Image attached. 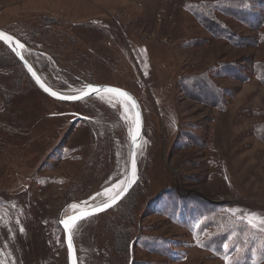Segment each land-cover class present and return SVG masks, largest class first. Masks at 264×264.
Instances as JSON below:
<instances>
[{
    "label": "rangeland",
    "instance_id": "rangeland-1",
    "mask_svg": "<svg viewBox=\"0 0 264 264\" xmlns=\"http://www.w3.org/2000/svg\"><path fill=\"white\" fill-rule=\"evenodd\" d=\"M0 29L51 88L112 85L141 105L139 180L73 226L79 264H264L256 237L235 254L201 248L172 201L264 238V0H0ZM8 51L0 43V264H67L58 220L125 178L131 111L110 95L49 99Z\"/></svg>",
    "mask_w": 264,
    "mask_h": 264
},
{
    "label": "water",
    "instance_id": "water-1",
    "mask_svg": "<svg viewBox=\"0 0 264 264\" xmlns=\"http://www.w3.org/2000/svg\"><path fill=\"white\" fill-rule=\"evenodd\" d=\"M0 33H4L7 36L12 37L11 40H5L3 38H0V43L3 44L14 55V57L19 62L23 70L26 72L29 79L39 89V91L42 92L49 99H52L56 102L74 104V103L83 102L93 97H97L101 94H110L128 103L133 110L134 125H133V130L130 135V140H129V159H128L127 171H126L123 187L118 192V194L113 197L115 198V200L113 201V198H112L111 200L105 203L99 204V205H94L93 203L86 204L84 205L86 209L79 211L75 214L69 215V216H63L59 218L58 220V224L63 232L64 245L67 251V264H74V262L75 264H79L76 247L73 242L72 234H71L72 248L70 250L69 244H68L69 230L65 228V224L62 223V221L70 220L73 217H81L82 214L86 213L87 215H83L82 218H79L76 220L74 225H77L78 223L83 222L89 218L102 214L114 208L115 206H117L129 194L131 189L136 185V183L139 180V168H138V162H137V158L139 156L138 149L142 145V141L144 138V131H145V121H144V115H143L141 105L139 101L137 100L136 96L132 94L129 90L121 88V87H117V86H112V85L87 84L85 85L83 89L79 91V93H76V94H63L61 91H57L51 88L48 84L44 82V80L35 70L32 63H30V61H28L26 57L24 56L26 45L6 31H3L0 29ZM21 45L23 47H21ZM41 84H43L44 87H41ZM89 85H91L97 91H92V89L88 87ZM45 88H47L48 91H45ZM109 88L117 89V90H120L121 92L127 93L128 96L131 97V99L130 100L126 99L125 97L119 95L118 92L106 91V89H109ZM52 93H56V95H53ZM81 118H83V116L76 115V118H74V120H78ZM133 161L135 162V172L134 173H133ZM105 205H109V206L105 207Z\"/></svg>",
    "mask_w": 264,
    "mask_h": 264
},
{
    "label": "trees",
    "instance_id": "trees-1",
    "mask_svg": "<svg viewBox=\"0 0 264 264\" xmlns=\"http://www.w3.org/2000/svg\"><path fill=\"white\" fill-rule=\"evenodd\" d=\"M233 6L232 12L237 8L238 4ZM250 11V9L245 11L240 10V14H243L244 12L247 14V17L250 18L252 16ZM8 53L16 60L10 51H8ZM202 88H204V85ZM177 196H179V194ZM177 196H173L172 198V201L178 202L176 206L179 213L178 214L176 212L178 219L177 222L183 223L187 227H190L189 229L194 233L193 237L197 240H200L198 243L201 248L212 249L213 251L217 250L227 254H235L232 252L241 249L240 242H242V237H246V239L249 238V242H246V244H248L246 247L250 246V237H256V239L253 241V244L255 245V250L253 253L255 254L260 250H264V238L258 239L260 234L250 232L245 226L242 229L241 227L244 225V223L232 220L231 218L226 217L225 214H220L222 210L217 212V209H214L215 207L210 208L209 206H205L204 203L198 202L196 200H188V198L185 197L178 198ZM169 199L162 198L157 206L160 205L163 208V211L171 212L169 208ZM189 201H193L196 205L197 203L201 204L202 208H199L198 210H196V208H190ZM120 246H122L120 248H123L121 239Z\"/></svg>",
    "mask_w": 264,
    "mask_h": 264
},
{
    "label": "bare ground",
    "instance_id": "bare-ground-1",
    "mask_svg": "<svg viewBox=\"0 0 264 264\" xmlns=\"http://www.w3.org/2000/svg\"><path fill=\"white\" fill-rule=\"evenodd\" d=\"M24 56L27 59L26 52H24ZM76 93H79V91H71V92H66V93H63V94H76ZM108 95H110V94H101L99 96L102 97L103 100H107L108 104H110L111 103V98L108 97ZM110 96H112L114 98H118V97H115L113 95H110ZM118 99H120V98H118ZM59 103H62V102H59ZM121 104H122V106H121L122 107V116H123L124 119H127V121H131V116H130V111H131V115H132V126H133L134 125V115H133V110H132L131 106L128 103H126L125 101H123V100H121ZM132 130L133 129H131V132H132ZM138 150L140 152L141 146L139 147ZM124 179H122L116 186L111 187V188L105 190L102 193L103 200H101V201H99L97 203H94V205H99V204L105 203V202L111 200L114 196H116L118 194V192L121 190V188L123 187V185H124ZM72 206L69 207L68 213H66V215H72V214H75V213H77L79 211H82V210L86 209L84 207V205H81V206H79L77 208H73Z\"/></svg>",
    "mask_w": 264,
    "mask_h": 264
},
{
    "label": "snow or ice",
    "instance_id": "snow-or-ice-1",
    "mask_svg": "<svg viewBox=\"0 0 264 264\" xmlns=\"http://www.w3.org/2000/svg\"><path fill=\"white\" fill-rule=\"evenodd\" d=\"M0 38H3V39H5V40H11V39H12V37L7 36V35L4 34V33H0ZM21 47H23V46L21 45ZM30 70H31V69H30ZM33 75H35V74H33ZM41 87H44V85L41 84ZM88 87H89L90 89H92V91H97V90L94 89L91 85H89ZM45 91H48V89L45 88ZM106 91H109V92H118L119 95L125 97L126 99H129V100L131 99V97H129L127 93L121 92L120 90H117V89H111V88H109V89H106ZM52 94H53V95H56V93H52ZM134 172H135V162L133 161V173H134ZM114 200H115V198H113V201H114ZM107 206H109V205H105V207H107ZM72 207H73V208H76L77 206H76V205H73ZM100 210H102V209H100ZM83 215H87V214L85 213V214H82L81 217H73V218H71L70 220L62 221V223L65 224V228L69 230L68 244H69V248H70V250H71V248H72L71 230H72V228H73V226H74L76 220L79 219V218H82ZM260 223H261V224H264V220H261ZM74 264H75V262H74Z\"/></svg>",
    "mask_w": 264,
    "mask_h": 264
}]
</instances>
